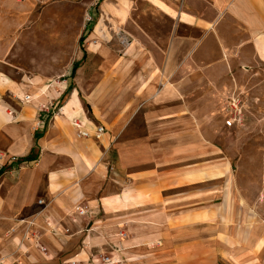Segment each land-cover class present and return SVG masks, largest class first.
Returning a JSON list of instances; mask_svg holds the SVG:
<instances>
[{"label": "crops", "instance_id": "obj_1", "mask_svg": "<svg viewBox=\"0 0 264 264\" xmlns=\"http://www.w3.org/2000/svg\"><path fill=\"white\" fill-rule=\"evenodd\" d=\"M43 1L0 0V264H249L248 229L220 253L200 217L221 130L245 126H226L227 102L239 97L244 117L249 103L264 107V0H143L171 26L142 31L135 40L147 53L132 51L116 77L107 59L88 71L85 95L76 72L97 48L82 51L58 90L31 74L24 36ZM48 98L62 100L60 112ZM12 156L19 162L7 165ZM29 229L46 253L24 238Z\"/></svg>", "mask_w": 264, "mask_h": 264}, {"label": "rangeland", "instance_id": "obj_2", "mask_svg": "<svg viewBox=\"0 0 264 264\" xmlns=\"http://www.w3.org/2000/svg\"><path fill=\"white\" fill-rule=\"evenodd\" d=\"M156 5L143 0L127 3L45 0L35 4L33 7L38 14L31 8V29L29 35L24 36V42L30 44L31 74L44 77L42 90L51 91L52 87L58 90L82 51L87 46L97 48V55L92 58L94 61L90 58L81 60L76 72L80 89L85 95L94 87L93 83L86 81L88 71H100L105 65L103 59H107L109 69L115 71L116 77L120 62L133 59V52L145 51L150 45L144 43L146 46L142 49L136 42L135 38H145V35H140L142 31L148 33L156 27L171 26ZM83 36L84 41L80 43ZM42 58H45L44 61ZM97 75L100 78L101 72ZM116 86L115 81L110 89L115 95ZM48 100L47 106L56 111L62 105L61 99L57 107L53 99ZM258 105L249 103V114L244 117L243 128L221 130L222 162L219 163V170L207 174L211 178L215 174L217 177L211 179L212 186L206 185V209L200 217L207 237L212 239L211 232H214L220 253L224 248L223 240L234 232L244 234L248 229L249 264H264V107L260 103ZM45 107L41 106L43 110ZM246 125L249 129H245ZM116 139L117 136L114 141ZM211 165L206 163L207 168ZM237 242L242 243L241 240ZM218 264L231 263L219 258Z\"/></svg>", "mask_w": 264, "mask_h": 264}, {"label": "built area", "instance_id": "obj_3", "mask_svg": "<svg viewBox=\"0 0 264 264\" xmlns=\"http://www.w3.org/2000/svg\"><path fill=\"white\" fill-rule=\"evenodd\" d=\"M24 102L28 103L31 101L30 96H25L24 97ZM227 107H228V115L227 118L225 120V124L228 127L231 126H241L244 120V115H243V109H242V101L239 97H232L229 99V101L227 102ZM45 110H43V108H41L39 110V113H43ZM57 112H60V108L57 110ZM72 126L75 127L77 130H79V135L81 137H88V134L81 130V123L78 120H72L71 122ZM44 125V121L42 119H40L39 121H37V123L34 126V129H40L41 127H43ZM104 127L103 126H98L96 127L94 134L92 136H94L96 139H100L104 133ZM3 158V155L0 154V159ZM19 160L17 157L12 156L10 158H8L7 160V165H11V164H16L18 163ZM2 169V165L0 164V172ZM39 203H42V201H39ZM79 214L80 215H84L85 214V210L82 208L78 209ZM28 226H32V222L28 223ZM24 238L26 239L28 236L35 242V245L38 247V249L42 252V253H46V248L40 243V240L37 236L36 233L32 232L30 229L29 231L25 232L24 234ZM95 264H115V260L113 258H111L110 256H99L97 259L92 260ZM68 264H77V262L75 260H70L68 262Z\"/></svg>", "mask_w": 264, "mask_h": 264}, {"label": "trees", "instance_id": "obj_4", "mask_svg": "<svg viewBox=\"0 0 264 264\" xmlns=\"http://www.w3.org/2000/svg\"><path fill=\"white\" fill-rule=\"evenodd\" d=\"M83 38H84V36L80 39V43H82V41H83ZM74 69H75V66H73V68H72V72H74Z\"/></svg>", "mask_w": 264, "mask_h": 264}]
</instances>
